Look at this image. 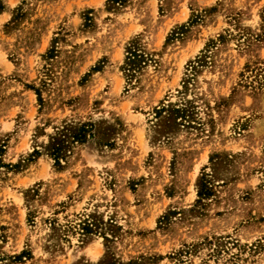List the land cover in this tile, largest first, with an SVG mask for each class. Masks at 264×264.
Returning a JSON list of instances; mask_svg holds the SVG:
<instances>
[{"label": "rangeland", "instance_id": "374dc122", "mask_svg": "<svg viewBox=\"0 0 264 264\" xmlns=\"http://www.w3.org/2000/svg\"><path fill=\"white\" fill-rule=\"evenodd\" d=\"M0 264H264V0H0Z\"/></svg>", "mask_w": 264, "mask_h": 264}, {"label": "trees", "instance_id": "16d2710c", "mask_svg": "<svg viewBox=\"0 0 264 264\" xmlns=\"http://www.w3.org/2000/svg\"><path fill=\"white\" fill-rule=\"evenodd\" d=\"M57 150V149H56ZM55 150V151H56ZM200 194L202 195V194H209V192H205V191H203V188H202V190L200 191Z\"/></svg>", "mask_w": 264, "mask_h": 264}]
</instances>
